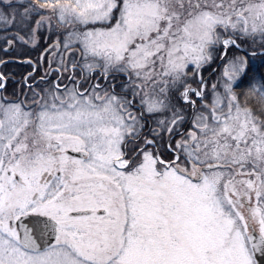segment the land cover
<instances>
[{
  "label": "snow or ice",
  "instance_id": "obj_1",
  "mask_svg": "<svg viewBox=\"0 0 264 264\" xmlns=\"http://www.w3.org/2000/svg\"><path fill=\"white\" fill-rule=\"evenodd\" d=\"M0 67V264H264V0H0Z\"/></svg>",
  "mask_w": 264,
  "mask_h": 264
},
{
  "label": "flooded vegetation",
  "instance_id": "obj_2",
  "mask_svg": "<svg viewBox=\"0 0 264 264\" xmlns=\"http://www.w3.org/2000/svg\"><path fill=\"white\" fill-rule=\"evenodd\" d=\"M13 66L12 65H9V69H12ZM8 69H3L2 67H0V71H7ZM12 70H15V71H19L20 69L19 68H13Z\"/></svg>",
  "mask_w": 264,
  "mask_h": 264
},
{
  "label": "trees",
  "instance_id": "obj_3",
  "mask_svg": "<svg viewBox=\"0 0 264 264\" xmlns=\"http://www.w3.org/2000/svg\"><path fill=\"white\" fill-rule=\"evenodd\" d=\"M255 63H256V65H257V67H259V64H260L259 60L255 61ZM12 69H13V68H12Z\"/></svg>",
  "mask_w": 264,
  "mask_h": 264
}]
</instances>
